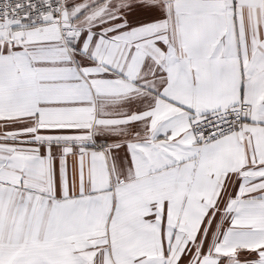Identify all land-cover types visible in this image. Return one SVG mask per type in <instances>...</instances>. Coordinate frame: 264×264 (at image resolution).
Returning <instances> with one entry per match:
<instances>
[{
  "label": "snow or ice",
  "instance_id": "1",
  "mask_svg": "<svg viewBox=\"0 0 264 264\" xmlns=\"http://www.w3.org/2000/svg\"><path fill=\"white\" fill-rule=\"evenodd\" d=\"M0 264H264V0H0Z\"/></svg>",
  "mask_w": 264,
  "mask_h": 264
}]
</instances>
